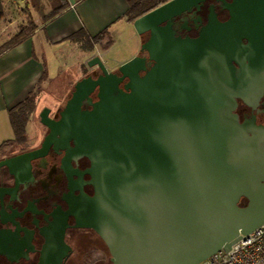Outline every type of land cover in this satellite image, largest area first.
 I'll use <instances>...</instances> for the list:
<instances>
[{
	"label": "water",
	"instance_id": "obj_1",
	"mask_svg": "<svg viewBox=\"0 0 264 264\" xmlns=\"http://www.w3.org/2000/svg\"><path fill=\"white\" fill-rule=\"evenodd\" d=\"M199 1L168 0L132 20L137 36L150 32L138 48L154 61L149 69L136 54L108 71L94 55L86 65L101 74L74 82L60 119L48 106L38 113L50 130L44 148L60 134L90 160L94 192L77 226L97 234L110 264H197L264 223V126L238 121L219 74L209 78L188 37L170 28ZM30 155L2 158L0 167Z\"/></svg>",
	"mask_w": 264,
	"mask_h": 264
},
{
	"label": "flooded vegetation",
	"instance_id": "obj_2",
	"mask_svg": "<svg viewBox=\"0 0 264 264\" xmlns=\"http://www.w3.org/2000/svg\"><path fill=\"white\" fill-rule=\"evenodd\" d=\"M160 26H166V21ZM170 28L175 36L188 37V48L205 65L209 78L211 73L219 74L235 100L232 112L238 121L264 126V0L193 2L172 17ZM149 37V30L142 32L138 48ZM136 54L145 59L146 69L153 65L146 50L137 49ZM103 63L112 72L119 65ZM86 69L82 77L96 79L101 74L96 66ZM138 73L143 76L145 71ZM128 81L124 78L118 86L124 89ZM97 93L95 87L89 94L92 102L98 100ZM66 99L49 106L50 118L60 119ZM81 108L92 106L83 100ZM42 127L31 141L0 150V159L32 154L11 168L0 167V264L110 263L97 234L77 226L83 197L94 192L87 171L90 160L77 155L74 140L65 144L60 134L44 148L50 130Z\"/></svg>",
	"mask_w": 264,
	"mask_h": 264
},
{
	"label": "crops",
	"instance_id": "obj_3",
	"mask_svg": "<svg viewBox=\"0 0 264 264\" xmlns=\"http://www.w3.org/2000/svg\"><path fill=\"white\" fill-rule=\"evenodd\" d=\"M66 1L68 6L47 22L44 30L38 29L32 37L0 55V144L14 138L8 109L21 102L38 84L44 70L46 72L43 56H39L37 50L43 51L46 47L71 42L68 37L82 29L90 36H94L105 29L106 34L102 42L109 41V45L105 49L99 45H94V50L96 48L98 50L96 49L93 55L87 57L85 62L94 55L100 56L104 61V57H110L111 51H114L120 34L121 37L130 36V33L123 29L124 26L128 25L132 27V21H127L124 16L128 9L126 0ZM38 43L40 44L39 47L37 46ZM71 43L78 45L76 42ZM138 45V36L135 34L134 43L129 48L132 49V52L125 58L113 60H117L116 64H120L131 58L138 49Z\"/></svg>",
	"mask_w": 264,
	"mask_h": 264
},
{
	"label": "rangeland",
	"instance_id": "obj_4",
	"mask_svg": "<svg viewBox=\"0 0 264 264\" xmlns=\"http://www.w3.org/2000/svg\"><path fill=\"white\" fill-rule=\"evenodd\" d=\"M53 5L54 3L51 0H26L25 2L23 0H4L5 15L3 20L0 21V44L15 34L18 26L25 22L27 14H31L34 21L38 22L39 17L47 14ZM24 10H27L26 12L28 13L24 14ZM123 29L128 31L130 36L121 37L120 34L114 51H111L110 57H107L109 59L104 57V62L108 66L117 63V60L113 59L125 58L132 52V49L129 48L134 43L135 33L131 25L124 26ZM39 45L38 43L37 46L39 47ZM96 49L87 53L84 49L78 47L77 44L67 42L54 47H46L43 51L37 50V54L43 56L47 72L46 77L40 84L37 108L42 105L43 107H54L62 104L67 96H69L74 82L87 71L86 67L88 66L85 60L90 55H93ZM84 52L86 53L84 54ZM134 55L135 53L132 56ZM38 113L36 112L30 115L26 124V140L28 141L34 139L35 135L43 130L42 125L39 123ZM15 145L14 143L11 146L13 147ZM99 258L98 256L97 259Z\"/></svg>",
	"mask_w": 264,
	"mask_h": 264
},
{
	"label": "trees",
	"instance_id": "obj_5",
	"mask_svg": "<svg viewBox=\"0 0 264 264\" xmlns=\"http://www.w3.org/2000/svg\"><path fill=\"white\" fill-rule=\"evenodd\" d=\"M23 1L25 2L26 0ZM126 1L128 4V9L126 10L124 16L127 21H132L148 10L168 0ZM51 2L54 3L52 9L47 14L40 16L38 22L34 21V18L31 16V14H27V10L23 11L24 14H27L25 22L18 26L17 31L11 38L0 44V55L22 43L24 40L32 37L38 29L42 28L44 30L45 24L56 17L58 14H60L61 11L68 6L66 0H51ZM4 15V0H0V21L3 20ZM105 34L106 30L104 29L98 34L90 36L85 32V30L82 29L69 36L68 40L78 43L79 47H81L85 51H93L94 45H99L103 49H105L109 45V41H106L104 43L102 42ZM45 73L46 72L44 70V73L38 81V84H36L34 89L30 91L21 102L8 109V117L13 130L14 138L12 140H6L2 142L0 144V150L9 147L14 143H23L26 140V124L29 120V116L33 115V113H38V111L43 107L42 105L37 108V96L40 90V84L46 76Z\"/></svg>",
	"mask_w": 264,
	"mask_h": 264
},
{
	"label": "built area",
	"instance_id": "obj_6",
	"mask_svg": "<svg viewBox=\"0 0 264 264\" xmlns=\"http://www.w3.org/2000/svg\"><path fill=\"white\" fill-rule=\"evenodd\" d=\"M197 264H264V223L241 237L226 252Z\"/></svg>",
	"mask_w": 264,
	"mask_h": 264
}]
</instances>
